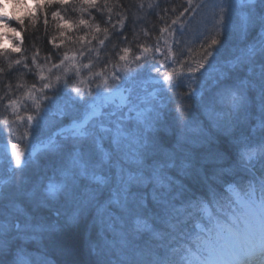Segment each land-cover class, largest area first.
I'll return each mask as SVG.
<instances>
[{
    "label": "snow or ice",
    "instance_id": "obj_1",
    "mask_svg": "<svg viewBox=\"0 0 264 264\" xmlns=\"http://www.w3.org/2000/svg\"><path fill=\"white\" fill-rule=\"evenodd\" d=\"M187 2L188 7L179 11L176 18L171 21V25L179 23L181 25L179 29L172 26L159 29L160 32L167 30L173 35L175 48L165 52L161 50L159 43L154 46V51L164 56V61H160V66L155 68L164 81L161 91H173L175 87L180 86L179 81L174 79L176 70L173 68L172 71H167L172 67L167 62L169 57L175 52L173 62L181 63L185 50L183 46L195 42L198 35H203V33L197 34L194 29L185 30V25L191 24L194 17L187 20H181V17L202 6L193 5L192 0ZM237 2L243 10L237 14L232 29L243 40L251 30L258 28V39L241 49L239 55L228 61V72L217 70L219 74L215 83L218 85V90L215 94L205 95L204 91L190 89V95L197 98L201 109L205 113L215 114L212 129L205 130L197 121L192 122L196 125L192 127L185 119L184 112L177 109L182 131L176 135L174 142H167L159 134L158 125L162 119L159 108L151 110L141 108L138 104L126 101L120 96V105L128 103V113L135 115L107 113L116 117L115 120L110 121L113 127L103 128V131L111 134L112 150L104 152L102 160L94 164L86 165L79 159L73 158V167L79 168L78 176L87 177L92 183L81 187L76 178L77 174L69 173H65L69 176L67 183L60 185L49 183L48 197L57 200L61 194L63 195L65 203L61 208L53 209L44 201L37 202L32 199V193H24L19 188L16 191L0 188V254L12 252V264H32L27 245L43 246L47 243L65 257L64 264H116L110 259L115 243L104 237L106 225L107 230L119 238L117 250L119 264H130L131 255L143 256L151 251L150 244L164 242L165 237L170 236V233L153 227L150 220L155 219L175 232L176 224L172 221L177 213L183 215L186 209L191 208L211 217L210 204L219 203L216 186H219L224 193L235 195L240 200L236 193L237 173L240 170H247L253 180L249 181L246 192L248 200L241 201L248 209L243 232L221 225L222 232H217L214 239H204L197 234L196 250L186 249L183 260L184 264H254L255 261L264 259V174L257 176L245 164L253 161L257 155L264 157V137L255 148L245 144L238 153L237 146L243 141L231 137L237 118L241 113L248 111L253 104L261 113L258 126L264 129V0H237ZM49 3L64 4L65 0H47L45 7ZM82 3L91 4L94 0H82ZM212 7L219 9L220 19L213 25L216 36H219L218 26L230 22L232 8L230 4L225 5L223 2H214ZM56 15L53 13L54 17ZM145 35L149 34L146 32ZM217 43L218 40L212 38L211 44ZM144 50H148L146 46ZM19 51V48L14 50V52ZM214 55L212 51H205L201 62L190 71L198 72L204 69L207 73L205 64L211 66L207 57ZM137 59L139 60L140 57ZM257 65L259 71H256ZM161 69L164 70L163 73ZM245 70L247 75L237 76L232 82H227L231 79L230 73ZM50 87L48 83L42 85V89ZM75 91L79 95L80 89L77 88ZM43 95L51 103L57 101L54 104L55 115L63 117L69 114L70 107L75 108V105L67 100L62 103L58 93L53 94L55 99L47 92ZM118 95L117 87L107 95L97 94L96 99L88 102L83 118L73 120L74 135L80 137L88 135L86 126L89 122L100 114L102 109L114 104ZM4 99L5 97H0V102ZM225 102L227 110H224ZM34 105L36 114L29 115L27 121L34 129H39L45 120L48 107L35 101ZM128 119L133 120L134 124L124 123ZM185 128L187 131L183 130ZM223 137L229 138L223 139ZM44 146L48 147L47 144ZM12 147L16 164L19 166L21 154L15 144ZM104 165H107V175L103 177L96 175L94 169ZM89 168L93 171L90 172ZM93 184L95 186H92ZM197 186L201 189L206 188L211 199L208 200L204 196L195 199L190 195L186 196V193H190ZM257 190L261 193L258 203L255 200ZM72 192L75 194H71ZM25 197L32 205L31 211L26 210L19 203V200ZM149 197L154 206V215L153 207L149 206ZM226 198L230 199V197ZM177 201H182L181 206H177ZM46 208L57 219L53 220L44 215L42 210ZM112 208L119 209L120 214H114L110 211ZM93 211L95 215L92 216L91 223L88 224L86 231H82L81 225L88 221ZM130 218H134L131 232L125 231L121 226L117 228V224L127 223ZM186 221L187 218L183 222ZM97 223L101 225L99 235L102 243L100 244L90 238L92 225ZM144 234H147V239L143 238ZM172 239L175 237L170 236L169 242ZM140 240H144V245L137 242ZM172 251L179 249L173 248ZM45 264L51 262L45 261Z\"/></svg>",
    "mask_w": 264,
    "mask_h": 264
},
{
    "label": "trees",
    "instance_id": "obj_2",
    "mask_svg": "<svg viewBox=\"0 0 264 264\" xmlns=\"http://www.w3.org/2000/svg\"><path fill=\"white\" fill-rule=\"evenodd\" d=\"M185 1L94 0V3L88 4L82 3V0H70L66 4H55L57 6L61 5L58 11L64 15L65 21L60 20L57 15L56 17L53 16L52 12H54L55 7L52 3H50L51 6L43 7V11L35 14L31 21L26 19L23 27L19 24L16 25L23 41L22 52L16 53L14 56V54L0 50V97H5L0 102V111L3 102L17 94L22 85L25 78L23 71L26 69L22 67L23 65L26 66L27 64V68L30 67L34 71V65L41 64L44 58L52 56L53 51H59L57 47L64 48L61 43L66 42L65 47L72 49L82 38L89 39L93 37L97 39L112 34L120 43L126 42L131 46L148 39V36L145 35L146 32L149 33V36L156 38L157 30L161 26L169 25L172 19L176 18L177 13L185 7ZM210 8L206 6L199 10L202 17L196 28L201 30V33L208 31V35H198L197 40L201 39L200 42L185 45L186 50L191 51L192 54L203 56L209 48L223 51L228 41L234 36L233 29L231 31L225 30V28L230 27V23L219 25L220 35L216 36L213 25L216 20H219V15L216 13L209 14V11H212ZM81 21H84V23H81ZM64 23H67V25ZM208 26L210 27L209 30ZM117 28L121 29V32L117 33ZM122 33L123 35H121ZM212 38H216L218 43L212 45ZM210 45L211 47H209ZM200 124L203 126L202 122ZM228 138L223 137V139ZM165 141L171 142V139H165ZM259 174H261L260 171ZM185 182L187 183V181ZM187 195H190L193 199L200 196L207 199L209 197L207 189H201L199 186L193 188L190 193H186ZM176 203L179 207L182 201ZM149 206L153 207L154 215V206L151 204L150 199ZM150 221L156 228L162 225L155 219ZM143 238L147 239V234H144ZM44 246L48 245L45 243Z\"/></svg>",
    "mask_w": 264,
    "mask_h": 264
},
{
    "label": "bare ground",
    "instance_id": "obj_3",
    "mask_svg": "<svg viewBox=\"0 0 264 264\" xmlns=\"http://www.w3.org/2000/svg\"><path fill=\"white\" fill-rule=\"evenodd\" d=\"M210 1L212 2V4L214 2L215 3L218 2V0H210ZM231 8H232V11L230 13V16L233 15L234 12L237 10V8L235 6H231ZM92 11H93V9H92ZM14 24H16V23L14 22ZM93 44H97L98 45L97 47L99 49H104L105 51L111 52L115 58H118L117 49L123 47L122 43H120L116 37H110L107 35L102 36V38L95 41ZM227 45L231 46V48H239V46H240L239 42L233 38L228 41ZM124 46L127 47L126 44H124ZM194 55L197 58L201 57L200 54H194ZM137 57L138 56L127 57L126 62L129 64L137 65L141 69H144V71H142L140 74V76L143 80H151L152 79L153 81H157V77H159V74L156 72L153 73V67H152L153 62H151V60H149V58L147 59L146 57H144V58L140 57L142 60H140V59L138 60ZM103 59H107V58L103 57ZM117 60L127 66V64L125 63V61L123 59H117ZM111 61H113V60H111ZM53 64L54 63L52 62V60L47 58L46 64H44L43 66L40 67L41 74L44 75L46 78L50 75ZM196 67H197V64L192 65V66L188 67V71L190 74H193L196 77H199V76L201 77V71L203 69H200V71H198V72L190 71V69H195ZM66 70H69V68H66ZM70 74H73V73L71 72ZM241 76H243V74ZM29 80L34 81V76L30 75ZM200 83L204 89H210V90L205 92V95H213L218 90V89H213L211 81L207 78H200ZM144 87L149 93L156 94L158 98L163 97L167 92V94H166L167 99L169 101H172L171 103L175 104L176 106L181 105V103L178 101V99L181 96H184L186 100L192 101V99L189 97L188 93L185 90V89H190V86L188 83L185 84V89L180 90V91L179 90L161 91V85H156L154 83H152L151 85H145ZM14 99L16 100L17 98L14 97ZM19 101L22 102L23 100L19 99ZM184 105L187 108V104L184 103ZM205 114L206 113L201 109V107H197L195 109V112H192L191 120L190 121L188 120L189 124L192 123L193 121H197L198 118H201ZM253 114H255V112L248 113L249 116H252ZM181 131H182V129L179 132H181ZM234 131H235V129H234ZM34 149L38 150L39 147L35 146ZM69 149H70V147L67 148L66 151L69 152ZM33 155L34 156L39 155L43 159V161H37L35 163H33L31 161L25 162V166H26L28 174H29V176L25 175V178H28V180L24 181L26 183L27 189L32 185L31 183L33 181H35L36 175H39V176L43 175V176L48 177V175L50 174L49 171H47L48 174H46V172L45 173L43 172L44 168H47L48 163H50L49 154L37 151V152H33ZM23 162H24V160H23ZM10 170L15 172V173H19V169L16 167L11 166ZM0 179H2V178H0ZM248 185H249V180L247 178H241L238 180V183L236 184V189L237 190H245L248 187ZM92 186H95V185H92ZM33 200L37 201L38 199L34 196ZM45 201H46V203L49 204V206L51 208H53V207L57 208V206L60 204V202H58V201H52V202L50 200H45ZM37 202H39V201H37ZM31 208H32V205L30 207V211H31ZM42 212L44 215L49 216L50 219H53V220L56 219V217L50 213L49 209H47V208L43 209ZM89 223H91V218H89L88 221L84 222L81 225V230L86 231ZM99 225H100L99 223L92 225L91 233H90L91 240L94 242H97L98 244L102 243V240H101L100 235H99L101 232V230H99ZM104 237H107V230H105V229H104ZM44 247L38 246L35 244L27 245V248H28L29 253L31 254V257L37 256V260L39 258L40 261H50L51 264H64L65 257L63 255H61L55 248H53L49 245L44 246ZM117 250H118L117 246L112 248L110 259L112 261H115L116 264H119V255H118ZM37 260L31 259V261L34 262V264L37 262Z\"/></svg>",
    "mask_w": 264,
    "mask_h": 264
},
{
    "label": "rangeland",
    "instance_id": "obj_4",
    "mask_svg": "<svg viewBox=\"0 0 264 264\" xmlns=\"http://www.w3.org/2000/svg\"><path fill=\"white\" fill-rule=\"evenodd\" d=\"M235 1H237V0H235ZM27 2L30 5L32 4L29 1H27ZM239 10L242 11L243 9H241L239 6ZM209 14H212V11L211 12L209 11ZM200 31L201 30H199V29L195 30V32L197 34H199ZM241 49H244V48L242 46H239V48H236V50H235L236 55L240 54ZM233 51L234 50H232V52H230L231 56L234 55L235 51L234 52ZM138 57L143 58V56L140 54ZM141 58H140V60H142ZM171 65H172V67H170V69L173 68V66H175L174 63H171ZM163 71L164 70L161 69V72H163ZM106 78H108V80L103 79V82H101L99 85V88L101 89V92L104 95H107L109 92H111L114 88L117 87V85H115V83L112 82V81H115L114 80L115 78L112 77L111 74H107ZM105 82H107V83H105ZM80 97H86V95H80ZM95 97L96 96H94V98ZM81 100H82V104L86 105L92 99H89L86 97V98H83ZM11 103H12L10 105L11 115L12 114H19L18 112L20 111L21 106H22L20 101H12ZM80 109L81 108H76L75 110H68V111H69V114H76L77 115V114H79ZM12 117L15 120L14 115ZM77 117L80 118L81 113ZM124 123L127 124V122H125V121H124ZM41 126L45 129V131L50 132L57 126V124H56L55 120L52 119L51 116H45V120L41 123ZM107 126H108V124H107V122H105L104 127H107ZM234 132H236V131H234ZM2 135H5V133L0 128V159L8 160V159H11L12 156L14 157L15 154L13 151L12 144L9 143V140H6L7 139L6 136H5L6 139L2 140V138H1ZM82 144L83 143H79L78 145H76V147L74 148V150L72 152L64 151L63 153L58 154L56 160H53V161L51 160L50 163H48L49 168L47 167V168H44V170H43V172L44 173L46 172V174H48L47 171H49L50 174L48 175V177L36 175L35 181H33L31 183L32 185L28 189H27V187H26V189L24 188V193H32L33 194L32 199L35 196L38 199L37 201H44V202H46L45 200H50L51 202L52 201H58V202H60V204L58 205L57 208H61V206L64 205V203H65V201L63 199V195L61 194L57 200H52L50 197H48L47 187H48L49 183H54L57 185L67 183L69 181V176H66L65 173H69V174H77L76 178L78 179L81 187L85 186V185H83L84 183L86 185L91 184L92 182L87 177H79L78 176L79 168L73 167V163H72L73 158L75 157L76 159H79L81 163H85L86 165H89V164H94V163L100 162L103 158V153L100 149L95 148V147H92L91 149L87 150ZM25 161L26 160H24V163H25ZM20 167H21V165H19V166L17 165L16 168L19 169ZM102 170H103V166L101 168L94 169L95 174L99 175V176H102V174L104 173V171H102ZM89 171L91 172V171H93V169L89 168ZM0 172H2V164L1 163H0ZM21 199H24L23 202L24 201L28 202V199L26 197L21 198ZM240 204L243 207L244 211L246 213H248V209H246L243 206V203L241 202ZM30 259L37 260V256L36 257L30 256ZM38 260H39V258H38ZM38 260L35 264H42L41 261L40 260L38 261Z\"/></svg>",
    "mask_w": 264,
    "mask_h": 264
},
{
    "label": "clouds",
    "instance_id": "obj_5",
    "mask_svg": "<svg viewBox=\"0 0 264 264\" xmlns=\"http://www.w3.org/2000/svg\"><path fill=\"white\" fill-rule=\"evenodd\" d=\"M39 10H41V5H30L27 0H0V50L10 49L14 52L15 49L19 48L18 42L21 39V33L12 26V22L23 27L25 20L31 21ZM56 102L53 101V104ZM245 164L251 169L258 165L260 173L264 174V157L258 156L255 162H245ZM71 194L74 195L75 193L72 192ZM53 209L56 208L53 207ZM120 226L125 231L131 232L134 227V218H130L127 223ZM137 242L144 245V240ZM149 247L151 251L143 256L131 255L129 257L130 264H184L185 252H181L180 249L179 251H172L173 248H169L165 242L152 243ZM12 259V252L0 254V264H12ZM254 264H264V259L257 260Z\"/></svg>",
    "mask_w": 264,
    "mask_h": 264
}]
</instances>
